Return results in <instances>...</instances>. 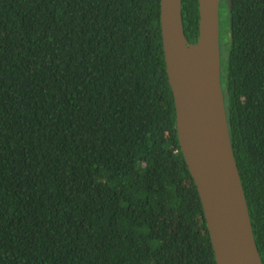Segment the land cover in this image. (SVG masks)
<instances>
[{
    "label": "trees",
    "instance_id": "trees-1",
    "mask_svg": "<svg viewBox=\"0 0 264 264\" xmlns=\"http://www.w3.org/2000/svg\"><path fill=\"white\" fill-rule=\"evenodd\" d=\"M160 13L161 0H0V264H217ZM182 13L195 43L199 0ZM220 33L264 263V0H221Z\"/></svg>",
    "mask_w": 264,
    "mask_h": 264
},
{
    "label": "water",
    "instance_id": "water-1",
    "mask_svg": "<svg viewBox=\"0 0 264 264\" xmlns=\"http://www.w3.org/2000/svg\"><path fill=\"white\" fill-rule=\"evenodd\" d=\"M232 8V0H228ZM221 0H199L197 42L186 37L182 0H161V30L177 132L197 185L217 264H264L236 161L222 85Z\"/></svg>",
    "mask_w": 264,
    "mask_h": 264
}]
</instances>
